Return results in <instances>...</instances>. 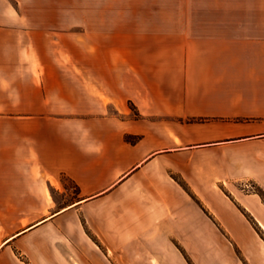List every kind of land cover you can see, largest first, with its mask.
<instances>
[{
    "label": "crops",
    "instance_id": "obj_1",
    "mask_svg": "<svg viewBox=\"0 0 264 264\" xmlns=\"http://www.w3.org/2000/svg\"><path fill=\"white\" fill-rule=\"evenodd\" d=\"M179 11L126 30L156 45L139 51L0 20V264L35 256L49 224L91 264H264V204L242 190L264 191V0ZM56 38L62 51L38 46ZM68 184L69 205L39 223L18 207Z\"/></svg>",
    "mask_w": 264,
    "mask_h": 264
},
{
    "label": "rangeland",
    "instance_id": "obj_2",
    "mask_svg": "<svg viewBox=\"0 0 264 264\" xmlns=\"http://www.w3.org/2000/svg\"><path fill=\"white\" fill-rule=\"evenodd\" d=\"M183 3H187V0H0V20L24 19L44 26L63 22L67 27L62 28V31L66 32L71 40L67 38L62 43L76 42L78 38L85 52L99 49L98 47L105 50L109 46L124 47L128 44L132 45L133 51H139L141 47L155 50L156 45L141 44L135 35L128 39L129 37L125 38L123 33L129 29L138 30L136 27L142 25L141 23L146 22L147 25H151L159 20L183 18L184 14L179 11ZM57 39H54L51 45L40 43L38 46L47 51H62L63 49L60 48L62 43H58ZM70 46H73L74 51L77 50L75 44ZM130 108L132 115H135L134 108ZM132 138L138 140L137 137ZM66 188L69 190L67 193L56 192L50 188L48 190L52 198H38L36 205L22 204L18 207L22 212L31 210L36 216V222L39 223L69 205L74 198L73 194L77 191L69 184ZM242 190L244 195L258 196L264 204V191L260 187L247 183ZM72 211L76 212V209ZM247 218L252 224L254 223L249 216ZM24 223L25 221L22 220V230ZM255 230L264 242L262 229L256 226ZM76 238L75 235L62 234L58 226L49 224L35 237L38 247L35 256L29 258L24 252L14 249L2 259L6 264H91L90 259H86V262L78 259V251L83 253L84 246L79 245ZM91 248V244L88 250L85 248V252L89 255Z\"/></svg>",
    "mask_w": 264,
    "mask_h": 264
},
{
    "label": "trees",
    "instance_id": "obj_3",
    "mask_svg": "<svg viewBox=\"0 0 264 264\" xmlns=\"http://www.w3.org/2000/svg\"><path fill=\"white\" fill-rule=\"evenodd\" d=\"M193 122V121H191ZM126 140L129 142V143H135L136 142V139L135 138H132V137H126Z\"/></svg>",
    "mask_w": 264,
    "mask_h": 264
}]
</instances>
